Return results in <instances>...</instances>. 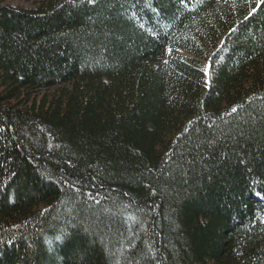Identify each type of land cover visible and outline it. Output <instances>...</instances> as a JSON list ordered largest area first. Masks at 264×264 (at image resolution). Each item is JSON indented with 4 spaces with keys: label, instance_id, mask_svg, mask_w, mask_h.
<instances>
[{
    "label": "trees",
    "instance_id": "trees-1",
    "mask_svg": "<svg viewBox=\"0 0 264 264\" xmlns=\"http://www.w3.org/2000/svg\"><path fill=\"white\" fill-rule=\"evenodd\" d=\"M0 0V264H264V0Z\"/></svg>",
    "mask_w": 264,
    "mask_h": 264
},
{
    "label": "rangeland",
    "instance_id": "rangeland-1",
    "mask_svg": "<svg viewBox=\"0 0 264 264\" xmlns=\"http://www.w3.org/2000/svg\"><path fill=\"white\" fill-rule=\"evenodd\" d=\"M13 2L26 5L25 0H13Z\"/></svg>",
    "mask_w": 264,
    "mask_h": 264
}]
</instances>
